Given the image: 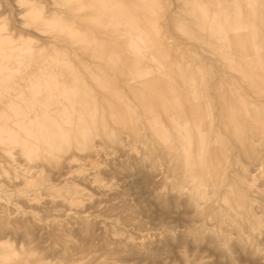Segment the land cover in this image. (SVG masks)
<instances>
[{"label":"rangeland","instance_id":"rangeland-1","mask_svg":"<svg viewBox=\"0 0 264 264\" xmlns=\"http://www.w3.org/2000/svg\"><path fill=\"white\" fill-rule=\"evenodd\" d=\"M0 264H264V0H0Z\"/></svg>","mask_w":264,"mask_h":264},{"label":"bare ground","instance_id":"bare-ground-1","mask_svg":"<svg viewBox=\"0 0 264 264\" xmlns=\"http://www.w3.org/2000/svg\"><path fill=\"white\" fill-rule=\"evenodd\" d=\"M92 5H93V4H92ZM135 75H136V74H135ZM136 76H137V75H136ZM79 77H80V75H79ZM47 84H48V83H47ZM164 86H165V85H164ZM92 88H93V87H92ZM74 95H75V94H74ZM98 95H99V94H98ZM45 97H46V94H45ZM45 97H44V98H45ZM48 98H49V97H48ZM45 99H47V97H46ZM148 100H150V99H148ZM46 101H47V100H46ZM194 101H195V100H194ZM54 105H55V104H54ZM141 105H142V104H141ZM163 106L165 107L166 105H163ZM53 108H54V107H53ZM162 108H163V107H162ZM162 108H161V109H162ZM165 108H166V107H165ZM169 108H170V107H168V110H165V111H166V112H169L170 109H171V108H170V109H169ZM81 109H82V108H81ZM84 109H85V108H84ZM159 109H160V107H159ZM162 110H164V109H162ZM76 113H77V112H76ZM153 114H154V113H153ZM167 115H168V114H167ZM167 115H166V116H167ZM154 116H155V114H154ZM104 117H105V116H104ZM147 117H148V116H147ZM156 117H157V116H156ZM167 118H168V117H167ZM177 118H178V117H177ZM198 118H199V117H198ZM149 120H150V119H149ZM172 120L174 121V119H172ZM172 120H171V122H172ZM153 121H154V118H153ZM103 122H104V121H103ZM106 122H107V121H106ZM172 123H173V122H172ZM175 123H176V122H175ZM175 123H174V124H175ZM176 125H177V124H176ZM162 127H163V126H162ZM162 127H161V128H162ZM177 127H178V126H177ZM163 128H164V127H163ZM172 128H173V127H172ZM128 130H129V129H128ZM164 131H165V129H164ZM179 132H180V131H179ZM178 134H179V133H178ZM178 134H177V135H178ZM88 135H90V134H88ZM154 135H155V134H154ZM73 138H74V137H73ZM196 143H197V142H196ZM195 145H196V144H195ZM166 147H167V146H166ZM169 147L171 148V146H169ZM195 147H196V146H195ZM170 148H169V149H170ZM203 160H204V159H203ZM202 163H203V161H202Z\"/></svg>","mask_w":264,"mask_h":264}]
</instances>
